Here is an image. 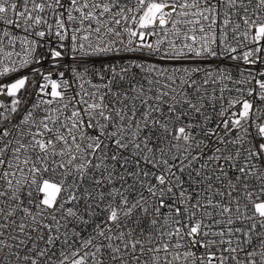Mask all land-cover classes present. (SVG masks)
I'll use <instances>...</instances> for the list:
<instances>
[{
	"label": "snow or ice",
	"instance_id": "snow-or-ice-1",
	"mask_svg": "<svg viewBox=\"0 0 264 264\" xmlns=\"http://www.w3.org/2000/svg\"><path fill=\"white\" fill-rule=\"evenodd\" d=\"M0 264H264V0H0Z\"/></svg>",
	"mask_w": 264,
	"mask_h": 264
}]
</instances>
